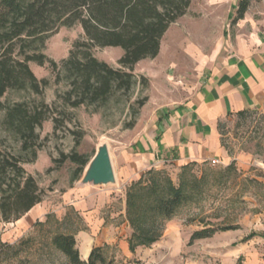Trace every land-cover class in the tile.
<instances>
[{
	"label": "rangeland",
	"instance_id": "1",
	"mask_svg": "<svg viewBox=\"0 0 264 264\" xmlns=\"http://www.w3.org/2000/svg\"><path fill=\"white\" fill-rule=\"evenodd\" d=\"M238 1L191 0L186 14L163 36L158 59H146L134 66L137 82L129 94L116 91L103 104L73 108L66 101L69 83L65 75L60 74L57 81L47 64L40 67L29 63L36 79L48 81L41 94L28 89L9 91L0 98V150L28 161L20 165L43 193L41 202L19 220H0L2 242L14 244L31 239L32 248L23 256L28 260H20L21 264L64 262L49 246L50 234L56 231L55 218L64 220L63 232L74 235L83 262L87 260L83 253L88 237L94 247L107 246L105 254L113 258V264H264V111H253L241 118L230 116L220 123L223 156L216 158L219 164L211 165L210 160L197 163L185 175L181 168L160 169L175 187L187 178L186 192L190 197L166 223L158 242L133 253L127 246L131 230L125 220V193L131 182L121 170L128 167L125 153L133 143L134 129L141 119L144 122L153 116L157 102L164 92L174 89L175 82L178 88L196 82L202 56L218 47L217 25L230 24L232 19L225 21L229 6L236 7ZM263 4L264 0H250L248 9L255 11ZM231 33L230 25L228 34ZM82 35L78 25L62 27L47 39L43 53L60 64ZM92 54L118 68L122 52L118 48L95 47ZM173 73L178 77L168 81L166 76ZM144 98L147 100L139 108L138 102ZM19 102L31 106L43 102L48 106L47 120L39 130L41 148L31 162L32 156L20 151L17 137L4 124L6 109ZM101 144L108 148L115 183L80 186L75 180L77 165L69 160L59 164L60 155L76 153L90 160ZM231 163L235 171H224ZM200 178L197 189L194 179ZM48 214L54 219L39 227ZM221 227L236 228L218 231ZM203 229L214 232L189 244L191 235ZM250 233H255L254 238L242 241Z\"/></svg>",
	"mask_w": 264,
	"mask_h": 264
},
{
	"label": "trees",
	"instance_id": "2",
	"mask_svg": "<svg viewBox=\"0 0 264 264\" xmlns=\"http://www.w3.org/2000/svg\"><path fill=\"white\" fill-rule=\"evenodd\" d=\"M191 0H0V98L9 91L31 90L41 94L48 85L45 79L38 80L29 68V63L43 67L48 65L55 73L65 75L69 83L66 101L73 108L90 104H103L116 91L129 94L136 84L133 68L146 59L158 55L161 40L171 25L183 17ZM250 0H239L231 23L243 18ZM78 25L82 38L76 41L66 59L60 64L47 58L43 51L47 39L60 28ZM118 48L122 54L118 68H112L97 60L92 49ZM146 84V80L141 77ZM147 98L138 102L141 108ZM48 106L43 102L31 106L25 102L12 104L6 109L4 124L15 135L22 153H28L33 161L41 146L39 130L47 120ZM253 111L237 113L238 118ZM56 126H54L55 128ZM220 123L217 126L219 129ZM66 160L77 165L75 180L78 181L89 159L76 153L60 155L59 164ZM18 155H5L0 150V220L15 222L27 214L42 200V191L31 175L21 167L25 163ZM197 163L181 167L183 175ZM202 164H205L202 163ZM235 171L233 163L224 170ZM201 178L196 182L200 188ZM188 179H181L178 187L161 170L150 168L136 181L131 182L125 193V220L131 230L127 239L128 250L149 248L160 240L165 225L175 217L186 203ZM194 197V195H193ZM192 197V198H193ZM54 219L46 215L43 228ZM64 220L54 219L56 231L50 234L49 246L62 256L61 264H113L107 258L106 245L93 247L86 262L80 259L75 237L62 231ZM236 227H221L218 231L234 230ZM213 230V229H212ZM203 229L194 232L189 244L209 237L214 231ZM254 236L251 233L242 241ZM31 239L9 244L0 240V262L28 260L23 257L30 251Z\"/></svg>",
	"mask_w": 264,
	"mask_h": 264
},
{
	"label": "crops",
	"instance_id": "3",
	"mask_svg": "<svg viewBox=\"0 0 264 264\" xmlns=\"http://www.w3.org/2000/svg\"><path fill=\"white\" fill-rule=\"evenodd\" d=\"M235 10L229 6L225 21L234 17ZM217 26L218 47L202 56L196 82L181 88L175 82L174 89L157 102L153 116L141 119L134 129L133 143L125 153L128 167L121 170L129 182L150 168L179 169L222 157L218 124L239 112L264 111V4L255 11L248 9L235 23ZM178 75L166 78L174 82ZM89 240L85 237V259L94 247Z\"/></svg>",
	"mask_w": 264,
	"mask_h": 264
},
{
	"label": "water",
	"instance_id": "4",
	"mask_svg": "<svg viewBox=\"0 0 264 264\" xmlns=\"http://www.w3.org/2000/svg\"><path fill=\"white\" fill-rule=\"evenodd\" d=\"M114 183L115 177L109 151L105 144H101L84 167L78 184L80 186L91 185L97 187L113 185Z\"/></svg>",
	"mask_w": 264,
	"mask_h": 264
},
{
	"label": "built area",
	"instance_id": "5",
	"mask_svg": "<svg viewBox=\"0 0 264 264\" xmlns=\"http://www.w3.org/2000/svg\"><path fill=\"white\" fill-rule=\"evenodd\" d=\"M220 162L217 160V159H211L210 160V164L211 165H216V164H219Z\"/></svg>",
	"mask_w": 264,
	"mask_h": 264
}]
</instances>
